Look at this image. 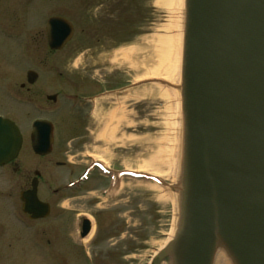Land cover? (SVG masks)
Listing matches in <instances>:
<instances>
[{"label":"rangeland","instance_id":"1","mask_svg":"<svg viewBox=\"0 0 264 264\" xmlns=\"http://www.w3.org/2000/svg\"><path fill=\"white\" fill-rule=\"evenodd\" d=\"M96 1H104V6L98 7L94 0L85 4L73 0L68 17L74 24V38L67 51L47 61L39 57V48L36 61H20L26 50L18 33L0 30V71L6 77L0 80V88L13 82L19 70L20 83L25 82L23 73L38 74L30 87L37 108L11 107L13 100L0 89V110L25 135L22 176L39 171L40 199L54 204L49 219L26 222V227L10 222L5 212L0 215L5 230L0 237V264H153L175 241L176 208L178 201L183 203L187 185L183 75L181 82L171 81L152 46L157 27L167 23L169 14L158 7L164 0ZM41 16L38 12L29 19L39 24ZM261 16L264 0H247L241 23L246 19L245 26L249 21L259 23ZM107 91L110 96L86 103ZM54 95L56 104L47 100ZM37 119L53 125L48 163L28 160L31 122ZM97 160L101 167L125 169L131 177L115 176V186L108 187L111 193L106 197L100 195L103 183L94 171L82 191L70 189L62 198L61 185L67 179L71 185L83 178V169ZM56 162L65 165L57 167ZM77 216L93 224L85 239L78 234ZM54 220L66 224L63 252L53 246L59 235L53 231ZM158 264H172V259Z\"/></svg>","mask_w":264,"mask_h":264},{"label":"water","instance_id":"2","mask_svg":"<svg viewBox=\"0 0 264 264\" xmlns=\"http://www.w3.org/2000/svg\"><path fill=\"white\" fill-rule=\"evenodd\" d=\"M246 2L187 0L182 59L187 185L180 233L153 264L168 257L172 264H212L221 234L243 264H264V16L259 23H241ZM68 31L65 41L72 28ZM33 129V150L48 154L51 124L37 121ZM21 145L19 128L0 118V161L14 159ZM22 201L32 218L48 214L35 184ZM84 230L82 238L90 231Z\"/></svg>","mask_w":264,"mask_h":264},{"label":"flooded vegetation","instance_id":"3","mask_svg":"<svg viewBox=\"0 0 264 264\" xmlns=\"http://www.w3.org/2000/svg\"><path fill=\"white\" fill-rule=\"evenodd\" d=\"M85 1L89 0H78L80 4H85ZM97 2L96 0H94ZM110 1V0H109ZM73 0H0V30L5 31L7 34L9 33H18V40L21 45L22 49H25L26 52L23 53V57L20 59V61L25 62H34L37 60L36 57H38V49H41L42 55H39L43 60H49L53 56L62 55L64 51H67V47L69 43L73 40L74 34H75V28L72 19L68 17V8L70 6L72 7ZM98 3V2H97ZM104 1L101 3H98V7H103ZM42 13V16L40 18V23H36L35 21H31L29 19L30 15ZM43 15L46 17L45 21L43 18ZM49 15V16H48ZM48 16V17H47ZM52 19H56L55 24L49 26V21ZM68 27L72 28V35L68 41H65L68 37ZM48 29L51 30V33L48 32ZM13 31V32H11ZM53 46H60L59 49H53ZM65 54V53H64ZM67 58V57H65ZM18 74L14 77L13 82H10L6 85L1 87L0 89L4 92H7L10 99H12L13 103H11V107L17 108L18 106H24L26 108L33 107L37 108L34 97L30 94V87L35 85V83L38 81V74L32 70H29L25 73H23V77L25 78L24 83H20L21 79V72L20 70L17 72ZM60 76H62V73H60ZM6 78L4 73L0 71V80ZM13 84V86H12ZM26 86H29V89H26ZM27 90L28 93H24V95H21L20 90ZM111 91H107L104 93H100L98 97L92 99H87L86 103H92L96 101V99H102L103 96H110ZM47 100L52 102L53 104L57 103V96H47ZM18 109V108H17ZM46 110V109H45ZM46 114L50 113L45 111ZM0 118L7 119L15 123V125L19 128L20 134L22 136V145L21 148L17 154V156L12 159L11 161H8L4 163L3 161H0V215L3 217V213L5 212L6 215H8L10 222L18 223L23 227H26V222L29 224L43 221L46 219H49L54 212V204L45 202L40 199V185L41 183V173L39 171H34L33 176L30 175H23L21 173V167L22 164L20 162V157L22 154V149L24 147L25 142V135L20 130V127L18 123L8 114H5L3 110H0ZM37 121H46L51 124L52 126V136H53V125L50 121L46 119H37L31 122V152L32 156L29 153L28 160L31 158L32 161L41 163L46 161L47 163L50 162L49 157L53 154V144H54V138L53 143L51 145V149L48 154L46 155H40L37 154L33 148H32V135H33V125ZM90 157V156H89ZM31 161V160H30ZM95 161V160H94ZM29 163V161H28ZM89 166H86V168L83 169V174L80 180H75L71 185L68 183V179L64 184L61 185L60 195H62V198H64L65 195L68 194L70 189H78V191H82L88 181L91 180V175L94 171H98V175L100 179L102 180V186L99 189L101 196H108V194L111 193L110 188L108 187H114L115 186V176L120 175L121 178H130L131 173H128L127 170H113L109 167L102 166L101 162L97 160L95 163L91 162ZM57 167H64V163L56 162L55 163ZM120 173V174H118ZM32 175V173H31ZM6 184H8V189L4 190V187H6ZM10 184V185H9ZM34 184L36 186V195L38 200L48 205V214L46 217H40V218H32V214L26 213L23 209L24 202L22 201V195L31 192L33 190ZM23 186V187H22ZM110 191V192H109ZM113 191V190H112ZM64 195V196H63ZM17 196V199L15 198ZM106 196V197H107ZM67 199V198H66ZM62 204H60L61 209ZM38 212H41L39 210ZM44 212V210H43ZM78 220H76L79 224V236L81 239L87 238L93 229V224L90 219L84 217L80 218L77 216ZM88 219L90 221L89 225H85L84 221ZM59 220H54L55 227L53 229L54 233H59L58 237L54 241V248L60 249V251H65L67 248V241L64 238L66 236V232L64 228L66 227L65 223H61ZM68 225V224H67ZM89 228L90 231L88 232V235L85 238H82V234L84 233L85 228ZM58 229V230H57ZM5 233L4 226H3V219L0 220V237ZM68 237V236H66ZM50 243V242H48ZM60 244V245H59ZM52 246V247H53Z\"/></svg>","mask_w":264,"mask_h":264},{"label":"bare ground","instance_id":"4","mask_svg":"<svg viewBox=\"0 0 264 264\" xmlns=\"http://www.w3.org/2000/svg\"><path fill=\"white\" fill-rule=\"evenodd\" d=\"M187 0H164L159 2L158 7L169 14L167 23L157 27V34L152 38V46L155 47V54L158 58V65L161 70L170 77L171 81L181 82L182 59L184 53V14ZM185 10V9H184ZM162 72V73H163ZM169 94L176 96L173 92ZM176 230L172 232V238L180 233L182 222V208L178 201ZM223 235V236H222ZM222 236V241L220 242ZM216 242L212 264H243L238 251L233 245H228L227 235L221 234ZM227 237V239H226Z\"/></svg>","mask_w":264,"mask_h":264}]
</instances>
